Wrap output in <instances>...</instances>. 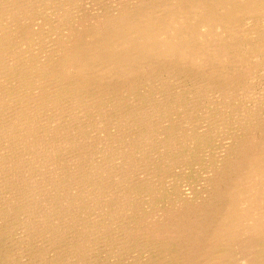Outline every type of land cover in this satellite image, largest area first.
Returning <instances> with one entry per match:
<instances>
[{"label":"rangeland","instance_id":"obj_1","mask_svg":"<svg viewBox=\"0 0 264 264\" xmlns=\"http://www.w3.org/2000/svg\"><path fill=\"white\" fill-rule=\"evenodd\" d=\"M0 198V264H264V0H0Z\"/></svg>","mask_w":264,"mask_h":264},{"label":"bare ground","instance_id":"obj_2","mask_svg":"<svg viewBox=\"0 0 264 264\" xmlns=\"http://www.w3.org/2000/svg\"><path fill=\"white\" fill-rule=\"evenodd\" d=\"M156 1L158 2V0H156ZM164 1H165V0H164ZM166 2H168V1H166ZM153 3H154V2H153ZM154 4H156V3H154ZM153 6L155 7L156 5H153V4H152V7H150V9H151V8L153 9V8H154ZM158 6H159V5H158ZM161 6H162V5H161ZM161 6H159V8H160ZM164 6H165V5H164ZM250 6H251V5H250ZM255 6H256V5H255ZM168 7H169V6H168ZM145 8H146V7H145ZM148 8H149V7H148ZM150 9L148 10L149 12L152 10V9H151V10H150ZM253 9H254V8H253ZM154 10H155V8L153 9V11H154ZM166 10H168V9H165V11H166ZM169 10H170V7H169ZM211 10H212V9H211ZM144 11H145V13L148 12L147 9L144 10ZM144 11H142V14L144 13ZM186 11H187V10H186ZM213 11H214V10H213ZM216 11H217V10H216ZM168 12H169V11H168ZM168 12H167V13H168ZM145 13H144L143 17L146 16ZM152 13H153V12H151V14H152ZM163 13H164V12H163ZM139 14H140V13H139ZM165 14H166V13H165ZM168 14H169V13H168ZM168 14H167V15H168ZM170 14H171V13H170ZM210 15H211V14H210ZM143 17H142L141 19H143V20H144V19H145V20L148 19V17H147V18H146V17L143 18ZM149 17H150V20H152V19H151L152 16L149 15ZM164 17L167 18L166 15H165ZM166 18H165V19H166ZM203 18H204V17H203ZM215 18H216V17H215ZM162 20H164V19H162ZM152 21H153L152 23L155 22L154 19H153ZM212 21H213V20H212ZM129 22H130V21H129ZM162 22H163V21H162ZM132 23H133V22H132ZM152 23L150 24V27L152 26ZM143 24L146 25L145 23H143ZM154 24L156 25V22H155ZM159 24H160V23H159ZM138 25H139V24H138ZM138 25L135 26V27L138 28ZM141 25H142V24H141ZM155 25H153V26H155ZM201 25H202V24H201ZM139 26H140V25H139ZM142 26H143V25H142ZM204 26H205V25H204ZM129 27H131V26H129ZM129 27H127L128 30H129ZM135 27H134V29H136ZM157 27H158V26H157ZM160 27H161V26H160ZM167 27H168V26H167ZM127 28H126V30H127ZM143 28L148 29L149 27H148V26H147V27L145 26V27H143ZM153 28H154V27H153ZM155 28H156V27H155ZM158 28H159V27H158ZM163 28H165V27H163ZM216 28H217V27H216ZM119 29H120V27H119ZM121 29H122V28H121ZM140 29H141V28H139V30H140ZM156 29H157V28H156ZM10 30H11V29H10ZM122 30H123V29H122ZM130 30H132V28H131ZM153 30H154V29H153ZM7 31H8V30H7ZM30 31H31V30H30ZM124 31H125V30H124ZM141 31H143V30L141 29ZM145 31H146V30H145ZM155 31H156V30H155ZM168 31H169V29H168ZM174 31H175V30H174ZM119 32H120V31H119ZM138 32H140V31H138ZM152 32H153V31H152ZM162 32L164 33V31H162ZM162 32H161V33H162ZM171 32H172V31H171ZM123 33H124V32H123ZM125 33H126V32H125ZM140 33H141V32H140ZM155 33H156V32H155ZM161 33H160V34H161ZM121 34H122V32H121ZM138 34H139V33H138ZM144 34H145V33H143L142 35H144ZM156 34H157V33H156ZM160 34H159V35H160ZM166 34H167V33H166ZM170 34H171V33H170ZM170 34H169V35H170ZM127 35H128V34H127ZM132 35H133V34H132ZM167 35H168V34H167ZM167 35H166V36H167ZM128 36H130V35H128ZM137 36H138V35H137ZM152 36H153V34H151L150 37H152ZM160 36H162V35H160ZM166 36H165V37H166ZM170 36L172 37V35H170ZM124 38H125V37H124ZM124 38H123V39H124ZM127 38H128V37H127ZM127 38H126V40H127ZM129 38L131 39V37H129ZM143 38H144V36H143ZM148 38H149V37H148ZM152 38H153V37H152ZM154 38H155V37H154ZM158 38H160V37H158ZM173 38H174V37H173ZM134 39H135V38H134ZM134 39H133V40H134ZM144 39H146V38H144ZM144 39H143V40H144ZM149 39H151V38H149ZM156 39H157V38H156ZM156 39H155V41H156ZM162 39H164V38L162 37ZM141 40H142V39H141ZM160 40H161V38H160ZM167 40H168V39H167ZM167 40H166V41H167ZM121 41H123V40H121ZM127 41H128V40H127ZM152 41H153V40H152ZM166 41H165V43H166ZM170 41H171V40H170ZM125 42H126V41H125ZM139 42H140V41H139ZM146 42H148V41H146ZM153 42H154V41H153ZM157 42H158V41H157ZM157 42H155V43H157ZM162 42H164V40H163ZM127 43H128V42H127ZM129 43H130V42H129ZM129 43H128V44H129ZM148 43H149V42H148ZM155 43H154V44H155ZM159 43H160V42H159ZM171 43H172V42H171ZM125 44H126V43H125ZM128 44H127V46H129ZM134 44H135V43H134ZM157 44H158V43H157ZM166 44H167V43H166ZM130 45H131V44H130ZM150 45H151V44H150ZM161 45H165V44H161ZM161 45H160V46H161ZM175 45H178V44H175V43H174V46H175ZM134 46H135V45H134ZM136 46H137V45H136ZM158 46H159V45H158ZM167 46H169V45H167ZM167 46H166V47H167ZM170 46H171V45H170ZM170 46H169V47H170ZM131 47H132V46H131ZM131 47H129V48H131ZM149 47H150V46H149ZM153 47H155V46H153ZM166 47H165V48H166ZM172 47H173V46H172ZM123 48H124V46H123ZM125 48H126V47H125ZM129 48H128V49H129ZM141 48H143V47H141ZM159 48H160V47H159ZM178 48H180V47H178ZM178 48H177V49H178ZM3 49H4V48H3ZM135 49H136V48H135ZM147 49H148V48H147ZM156 49H157V48H156ZM156 49H155V50H156ZM174 49H175V48H174ZM177 49H176V50H177ZM114 50H115V49H114ZM137 50H139V49H137ZM157 50H158V51H159V50L161 51V49H157ZM162 50H163V48H162ZM176 50H175V52H176ZM133 51H134V50H133ZM169 51H170V49H169ZM4 52H5V51H3V53H4ZM113 52H114V51H113ZM115 52H116V50H115ZM124 52H125V51H124ZM141 52H142V51H141ZM156 52H157V51H156ZM167 52H168V51H167ZM170 52H171V51H170ZM173 52H174V50H173ZM126 53H127V52H126ZM154 53H155V52H154ZM165 53H166V52H165ZM171 53H172V52H171ZM128 54H130V51H129ZM128 54H127V55H128ZM131 54H132V53H131ZM116 55H117V54H116ZM114 56H115V55H114ZM156 56H157V55H156ZM167 56H169L168 53H167ZM99 57H100V56H99ZM104 57H105V56H104ZM116 57H117V56H116ZM120 57H121V56H120ZM143 57H144V56H143ZM164 57H165V56H164ZM110 58H111V57H110ZM92 59H93V58H92ZM120 59H122V58H120ZM120 59H118V60H120ZM128 59H129V58H128ZM108 60H109V58H108ZM118 60H117V61H118ZM114 61H116V60H114ZM111 63H112V62H111ZM124 63H125V62H124ZM130 63H132V62H130ZM142 64H143V63H142ZM107 65H108V64H107ZM94 66H95V64H94ZM102 66H103V65H102ZM109 66H110V65H109ZM113 66H114V65H113ZM91 67H92V66H91ZM97 67H98V66H97ZM97 67H95V68H97ZM99 67H100V65H99ZM99 67H98V68H99ZM120 67H121V66H120ZM87 68H88V66H87ZM109 68H110V67H109ZM93 69H94V68H93ZM113 69H115V68H113ZM120 69H121V68H120ZM125 69H126V68H125ZM105 70H106V69H105ZM116 70H117V69H116ZM110 71H111V70H110ZM119 72H121V71L119 70ZM113 73H114V72H113ZM102 75H103V74H102ZM102 75H101V76H102ZM110 75H111V74H110ZM101 76H100V77H101ZM252 76H253V75H252ZM98 77H99V76H98ZM100 77H99V78H100ZM102 78H104V76H103ZM100 79H101V78H100ZM7 83H8V82H7ZM212 84H213V83H212ZM244 86H245V85H244ZM222 90H223V89H222ZM206 94H207V93H206ZM18 108H19V106H18ZM261 114H262V113H261ZM26 118H27V117H26ZM21 156H22V155H21ZM6 169H7V168H6ZM19 178H20V177H19ZM29 178H30V177H29ZM17 181H18V182H17V184H18L20 180L18 179ZM0 199H1V198H0ZM80 201H81V200H80ZM91 210H92V209H91ZM130 222H131V221H130ZM1 238H2V237H1ZM1 243H2V242H1ZM202 249H203V248H202ZM187 254H189V253H187ZM187 254H186V255H187ZM193 255H194V254H193ZM195 255H196V254H195ZM198 255H199V254H198ZM194 257H196V256H194ZM187 258H188V255H187ZM190 258H191V257H190ZM191 259H192V258H191ZM187 260H188V259H187ZM198 260H199V259H198Z\"/></svg>","mask_w":264,"mask_h":264}]
</instances>
